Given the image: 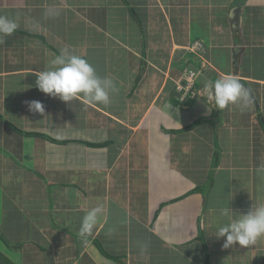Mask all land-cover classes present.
<instances>
[{"label":"crops","instance_id":"1","mask_svg":"<svg viewBox=\"0 0 264 264\" xmlns=\"http://www.w3.org/2000/svg\"><path fill=\"white\" fill-rule=\"evenodd\" d=\"M126 1L0 0V16L18 24L0 43V144L15 145L23 160L28 136L8 122L69 142L35 137L26 169L0 152V230L24 241L12 249L0 237V250L15 264H224L221 254L235 252L243 259L227 264H262L250 254L262 237L224 248L215 232L229 218L205 216L227 207L235 218L264 198V0ZM49 6L59 15L45 17ZM133 20L142 25L136 33ZM195 41L205 52L189 48ZM64 48L113 80L108 105L38 90L34 73ZM190 71L198 76L194 99L180 104L177 85ZM228 75L249 90L247 109L208 101V90ZM33 100L44 114L29 109ZM201 118L209 121L191 127ZM231 129L249 144V164L229 163L230 149L242 146L228 139ZM203 183L209 189L197 191ZM231 188L247 202H236ZM217 194L229 199L215 211L208 200ZM96 206L103 213L81 237V221Z\"/></svg>","mask_w":264,"mask_h":264},{"label":"clouds","instance_id":"2","mask_svg":"<svg viewBox=\"0 0 264 264\" xmlns=\"http://www.w3.org/2000/svg\"><path fill=\"white\" fill-rule=\"evenodd\" d=\"M45 17L59 15L54 6L45 8ZM18 24L5 16H0V43L4 36H11ZM37 77L35 86L39 91L63 102L79 100L84 105L110 103V93L116 91L115 84L108 77H101L95 68L82 56L76 55L64 48L48 62L43 71L34 73ZM208 101L213 102L217 109L223 110L232 104H239L241 110L250 106V92L235 76L228 75L218 79L207 93ZM29 109L34 113L44 114L45 108L40 101H28ZM103 213L102 206L91 208L83 217L79 229L81 237L90 236ZM233 210L221 209V216L229 218L227 224L219 226L215 232L217 238H225L223 247L229 248L235 244L243 247L254 245L264 237V204L253 205L246 213H236ZM145 249L142 247L141 251Z\"/></svg>","mask_w":264,"mask_h":264},{"label":"rangeland","instance_id":"3","mask_svg":"<svg viewBox=\"0 0 264 264\" xmlns=\"http://www.w3.org/2000/svg\"><path fill=\"white\" fill-rule=\"evenodd\" d=\"M125 2H127L126 0H124ZM133 23L134 24H132L131 25V28H134V31H135V33L137 32V28L139 27V25H138V23H137V21L136 20H133ZM130 28V29H131ZM139 29H141L140 27H139ZM142 40H144V38L142 37ZM156 40V39H155ZM200 62H197V60H196V64H199ZM247 72H249V73H251V74H257V75H259L260 74V72H262V71H260V70H255V71H250V70H246ZM71 102H73V101H71ZM68 104V103H67ZM54 111L56 112V107L54 108ZM32 119V120H31ZM211 119H213V121L215 120V118H211ZM35 120H38V118L36 117L35 118ZM30 121H32V122H35L34 120H33V116L31 115L30 116ZM215 122V121H214ZM33 125V124H32ZM37 125H33V127L35 128ZM20 129L22 130L23 128L22 127H20ZM31 130V129H30ZM37 130H39L38 128H37ZM22 131H24V130H22ZM57 132H54V134H56ZM227 133L229 134V136H228V139H232V140H234V136H238L234 131H232V129H231V131L229 132V131H227ZM218 137H216V139H217ZM23 152L22 153H20V154H22V157H23V160H21V158L20 157H18V156H16V154H19V153H17V152H15V155H14V149L12 148V147H15V145H13L12 147H9L8 145H7V143L5 144H0V152H2L7 158H8V161L10 160L15 166H17V167H19V168H21V169H23V168H28L27 166H25V165H28L29 164V162H31L32 161V156H33V154L35 153V148H37L36 146H37V138H35V137H24L23 138ZM217 141H218V139H217ZM234 141H237V144H241L242 146H241V148L240 149H230V154H231V157L229 158V163H234V164H238V163H240L241 162V164H243V162H244V165H245V163L247 162V164H249V157L251 156V155H249V149H248V146H249V144L248 143H246V141L245 140H243V142L242 141H238L237 139L236 140H234ZM234 141L233 142H231V146H230V148L233 146V144H234ZM41 144V143H40ZM217 144V147L219 148V146H220V144H218V142L216 143ZM219 145V146H218ZM219 150V149H218ZM219 152L222 154V158H223V156L225 157V147H224V145H223V149L222 150H219ZM31 159V160H30ZM22 164H24L23 166H22ZM235 166H238V165H235ZM12 174H14V173H12ZM19 174V173H18ZM21 174H23V173H21ZM224 177V176H223ZM237 178V177H236ZM211 182V181H210ZM209 186H210V184H207V183H203V191H206V190H208L209 189ZM219 187H220V185H219ZM233 193H234V196H233ZM230 194H231V196H233L234 198H236V202H241V203H246L247 202V199H246V195H245V193H242L241 192V189L240 190H238V189H234V188H231V192H230ZM218 195V194H217ZM241 198H243V199H241ZM227 199H229V198H225V197H222V196H216V197H210L209 196V203L210 202H212L213 203V205H210V206H214L216 209H215V211H217V207L216 206H222V205H225L226 203H227ZM0 200H1V197H0ZM2 201H3V198H2ZM4 203H5V201H4ZM1 204V203H0ZM262 204H264V198L262 199ZM207 217H209V218H212L213 220L214 219H226V217H223V216H221V214H220V212L218 213V212H215V213H212V214H207V216H205V218H207ZM204 218V219H205ZM203 219V218H202ZM203 219V220H204ZM201 223H202V220H201ZM27 240H29V239H27ZM262 240L263 241H260L261 243H260V246L258 245H255L254 247H253V249H252V251H251V255H253V256H255V257H257V260L262 256H264V237H262ZM11 242V245L13 246V247H11L12 249H14V248H16L17 246H18V244L19 243H17V242H15V241H10ZM21 243L22 242H24V241H20ZM26 242H28V241H26ZM7 245V244H6ZM5 245V247H7ZM15 246V247H14ZM226 252H228V250L226 251ZM258 252H260V255L258 254ZM225 256L226 258H227V261H222V263H224V264H227V262H230V261H235V259H237V260H242L243 259V257L242 256H238L237 255V253L235 252V253H232V254H227V253H225V255L224 254H221V256ZM17 264H18V262H17ZM211 264H213V261H212V258H211ZM234 264H238L237 263V261L236 262H234Z\"/></svg>","mask_w":264,"mask_h":264},{"label":"trees","instance_id":"4","mask_svg":"<svg viewBox=\"0 0 264 264\" xmlns=\"http://www.w3.org/2000/svg\"><path fill=\"white\" fill-rule=\"evenodd\" d=\"M139 24H140V27L142 28V25H141V22L138 21ZM142 35H144V32L142 31ZM139 79H137L138 81ZM178 90V89H177ZM196 90V87L195 89H193V91ZM178 93H180L178 91ZM194 93L192 94L189 93V95L187 96V98H185L184 100H182V94L180 96V99L181 101H179L180 104H186V105H189V103H192L191 100L194 99ZM193 98V99H192ZM209 119L208 118H201L199 120H197L196 122H194V124L191 125V127H195L197 125H200V124H203L205 122H208ZM261 124L263 126V129H264V118H261ZM8 125H10L12 127V129H14L17 133L23 135V136H28V137H38V138H42V139H46V140H49V141H52V142H55V143H69L65 140H58V139H55V138H52L51 136H49L48 134H45V133H40V132H25V131H22L21 129H19L18 127H16L15 125H13L12 123L8 122ZM203 185L202 186H197L195 189L198 191H202L203 190ZM50 191V190H49ZM52 201H50V207L52 208ZM54 217V216H53ZM79 236V235H76V237ZM0 237L2 238V240L9 246V247H13L11 245V242L9 241V239H7L4 235V232L2 230H0ZM98 243V242H97ZM19 246H21V243H19ZM100 246V249L103 251V253L105 255H107L108 257H112L109 253H107L103 247L99 244ZM15 247V246H14ZM17 248V247H16ZM205 249H206V256L209 254L208 253V250H207V247L205 246ZM115 259H117L118 257H114ZM0 264H15L14 262H12L6 255L5 253H3L1 250H0ZM262 264H264V256H263V261H262Z\"/></svg>","mask_w":264,"mask_h":264},{"label":"built area","instance_id":"5","mask_svg":"<svg viewBox=\"0 0 264 264\" xmlns=\"http://www.w3.org/2000/svg\"><path fill=\"white\" fill-rule=\"evenodd\" d=\"M189 48L200 54L205 52V46L200 41H195ZM197 77L194 71H190L181 79L180 83H178L177 89L182 94V100L187 98L189 93L195 88Z\"/></svg>","mask_w":264,"mask_h":264},{"label":"water","instance_id":"6","mask_svg":"<svg viewBox=\"0 0 264 264\" xmlns=\"http://www.w3.org/2000/svg\"><path fill=\"white\" fill-rule=\"evenodd\" d=\"M236 31H237V29H236ZM238 66H239V56H238V54H235V58H234V67H235V69H237Z\"/></svg>","mask_w":264,"mask_h":264}]
</instances>
